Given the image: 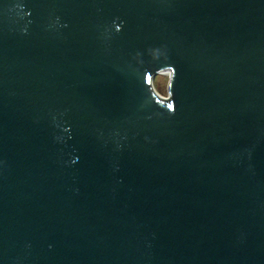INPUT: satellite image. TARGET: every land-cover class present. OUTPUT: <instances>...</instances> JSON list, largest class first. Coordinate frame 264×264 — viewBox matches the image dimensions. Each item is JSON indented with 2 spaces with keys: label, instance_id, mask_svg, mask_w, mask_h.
<instances>
[{
  "label": "water",
  "instance_id": "1",
  "mask_svg": "<svg viewBox=\"0 0 264 264\" xmlns=\"http://www.w3.org/2000/svg\"><path fill=\"white\" fill-rule=\"evenodd\" d=\"M0 264H264V0H0Z\"/></svg>",
  "mask_w": 264,
  "mask_h": 264
},
{
  "label": "rangeland",
  "instance_id": "2",
  "mask_svg": "<svg viewBox=\"0 0 264 264\" xmlns=\"http://www.w3.org/2000/svg\"><path fill=\"white\" fill-rule=\"evenodd\" d=\"M169 82V76L165 74L157 75L154 81L156 91L163 97L167 96V87Z\"/></svg>",
  "mask_w": 264,
  "mask_h": 264
},
{
  "label": "built area",
  "instance_id": "3",
  "mask_svg": "<svg viewBox=\"0 0 264 264\" xmlns=\"http://www.w3.org/2000/svg\"><path fill=\"white\" fill-rule=\"evenodd\" d=\"M165 75H168V76H170V74H165Z\"/></svg>",
  "mask_w": 264,
  "mask_h": 264
}]
</instances>
